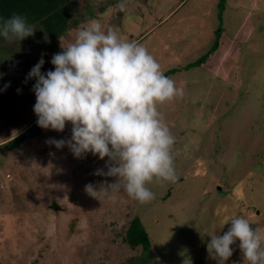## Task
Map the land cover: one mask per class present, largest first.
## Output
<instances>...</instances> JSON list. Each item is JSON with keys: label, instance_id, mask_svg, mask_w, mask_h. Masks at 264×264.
<instances>
[{"label": "rangeland", "instance_id": "374dc122", "mask_svg": "<svg viewBox=\"0 0 264 264\" xmlns=\"http://www.w3.org/2000/svg\"><path fill=\"white\" fill-rule=\"evenodd\" d=\"M119 2L78 0L55 42L40 34L0 48V264H142L140 248L123 240L134 217L150 241L146 264H217L207 243L233 217L264 229V0H127L123 12ZM93 19L144 45L183 89L158 106L175 137L177 180L148 184L149 203L123 190L86 192L117 178L94 174L107 171V157L76 158L67 145L47 143L71 139L70 123L63 132L42 129L16 149L4 146L37 120L36 81L25 82L32 67L43 56L41 72L54 70L52 56ZM216 31V50L186 68ZM232 247L226 264H244L239 241Z\"/></svg>", "mask_w": 264, "mask_h": 264}, {"label": "clouds", "instance_id": "9594fccd", "mask_svg": "<svg viewBox=\"0 0 264 264\" xmlns=\"http://www.w3.org/2000/svg\"><path fill=\"white\" fill-rule=\"evenodd\" d=\"M116 7L126 11L127 0ZM35 30L36 25L22 15L0 18V37L9 44L33 36ZM62 49L52 56L54 70L41 72L42 56L25 81H36L33 111L39 127L63 132L66 124L72 125L71 139L47 143L57 149L67 145L76 158L89 152L101 160L108 158L107 171L94 174L117 180L99 191L86 185L93 197L123 190L140 204L151 202L155 194L148 184L177 180L175 137L158 106L183 96V89L164 74L144 45L122 40L118 30H105L95 19L77 29L74 42ZM227 224L222 236H210L209 258L226 264L239 241L244 264H264V229H253L243 216Z\"/></svg>", "mask_w": 264, "mask_h": 264}, {"label": "trees", "instance_id": "16d2710c", "mask_svg": "<svg viewBox=\"0 0 264 264\" xmlns=\"http://www.w3.org/2000/svg\"><path fill=\"white\" fill-rule=\"evenodd\" d=\"M77 2L78 0H0V18H10L13 14L22 15L29 23L35 24L36 29L40 28L42 33L35 32V37L41 36L40 34H42L45 38L55 42L68 28L70 18L73 14V8L77 5ZM220 34L219 31H216L215 39L210 49L193 63L188 64L186 68L200 67L204 64L218 47ZM31 41H34V39H31ZM5 42L0 37V48ZM176 71V69H172L166 74H173ZM41 130L42 128L37 125L36 120L19 136L5 143L4 146L8 150L16 149L26 141L39 137ZM123 240L131 249L140 248L142 251L141 257L137 258V260H140L142 264H146L149 261L148 255L151 252L150 241L139 218L134 217L129 222L124 232Z\"/></svg>", "mask_w": 264, "mask_h": 264}]
</instances>
